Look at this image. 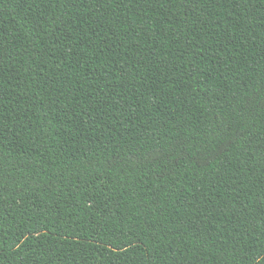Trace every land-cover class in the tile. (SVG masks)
<instances>
[{
	"label": "trees",
	"instance_id": "obj_1",
	"mask_svg": "<svg viewBox=\"0 0 264 264\" xmlns=\"http://www.w3.org/2000/svg\"><path fill=\"white\" fill-rule=\"evenodd\" d=\"M0 264H264V0H0Z\"/></svg>",
	"mask_w": 264,
	"mask_h": 264
}]
</instances>
